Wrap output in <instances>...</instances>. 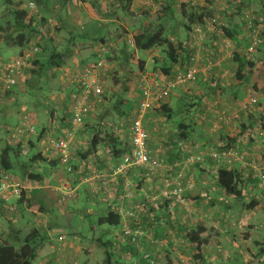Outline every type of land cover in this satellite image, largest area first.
Here are the masks:
<instances>
[{
  "label": "rangeland",
  "instance_id": "rangeland-1",
  "mask_svg": "<svg viewBox=\"0 0 264 264\" xmlns=\"http://www.w3.org/2000/svg\"><path fill=\"white\" fill-rule=\"evenodd\" d=\"M7 1L8 0H0V27H5L8 22L10 24L13 22L11 12L16 8V0H9L14 2L12 4ZM45 1L43 0L41 5H36L37 12L32 13L44 16L47 19V24L42 26L41 31L38 32L39 28L37 25V30L28 31L26 33L27 42L24 48H20L18 45L0 46V61L17 58L20 56V53L25 50L38 49V52L33 53L30 57L27 68L24 71V76L18 82L17 86L11 89H0V152L7 143L8 131L16 125L23 115L28 117L36 133L34 136L27 135L24 137L20 145H23L24 149H20V152L18 150L17 153H11V161L14 169L10 172V177L13 180L19 181L23 186L27 184V182L24 181L25 174L22 175V168L19 164L24 162L29 163V158L39 149V146L31 148L28 144V139L35 138L36 142V138L40 136L43 129H47L46 131H49L50 134L53 119L56 120L57 123L62 124H65V120L68 119V115L64 112L65 107L61 102L63 100H60V95L64 93L63 90L68 86L63 81L64 73L67 71L73 72L80 70L82 68L81 64L87 62L91 55H93V53H98L99 50H103L102 59L105 74L102 78V82L105 85L104 93L106 95V101L100 107H95L91 116L87 118L86 125L79 128H85L88 132V136L82 141H75V146L78 150L76 151L75 149L72 155L74 168H79L83 162L91 159L87 158L86 160H82L79 153L87 149L93 133L98 132L100 137H103L111 133L115 134L114 129L116 128L119 131V135L127 141L131 125L129 121L133 119L134 110L138 103L139 74L141 72L153 71L159 75H165L162 69L166 68L168 65L165 56L166 46L157 47L150 51H136L133 42L134 37L141 32L154 31L156 26L160 24L163 27L162 35L164 39L170 41L174 45L182 44V46H189V49H193L192 57L194 61L191 62V64L189 61L188 67L194 65L195 68L201 72L203 68L202 63L206 61L205 68L208 67L207 70L212 73L214 69H218L221 64L222 66L225 64L222 68L224 71H228L226 83L238 81L237 87L229 86L225 83L221 85L223 86L222 89L219 88L216 81L211 82L210 88L214 89L215 92L209 96L207 88L203 90L207 80L199 76V78L201 77L200 81L176 87L171 91L168 98L162 100L157 106L149 110V112L157 114L156 118L159 119L160 128L167 132L164 137L166 144L160 143L163 147H167V151H177L180 142L185 141L180 134L184 133L187 135L194 124L196 126L201 124L203 125L204 131L206 130L208 138L205 144H199L191 148L186 147L187 149L184 150L180 165L182 169L185 170L187 176L181 178V183L179 182L178 186L176 185L177 187L175 188H181V197L185 191H190L188 186L193 184L192 179H196V177L200 175V166H203L207 161L211 160L208 157H204L203 161L194 162L191 158L199 155L201 152L207 153L215 150V144H217L220 139L218 138V134H216L217 138L213 140L210 134H212V132H217L216 130L219 128H215L214 126H219L222 117H231L229 124L222 129L226 131L223 133L236 134L238 130L240 132L241 129V135H245L244 140H248V145H245L244 149L246 152V167H250V169L256 173V179L260 180L259 187L257 188L264 190V27L261 28L258 36L261 43L254 52L250 53L249 49L252 42V33L246 26V23V34L244 38H242L244 42L241 43L238 42L240 38L238 39L236 36L238 33H234V38L232 40L227 39L221 31L225 24L220 20L217 22L212 16H205L203 23L197 25L190 24V31L185 30L184 27L189 24V20L181 13L182 5L185 6L187 12L190 8L195 6L207 7V9H210L213 5L210 1L217 4V0H171L168 6L171 10L167 12L166 15H163V17L160 16L162 13H165L163 12L164 5L160 4V1L157 0H154L153 3H149L147 0H139V2L136 1L134 4L132 2L133 5L131 4V6L133 9L131 6L125 9V1L117 0L116 3L119 2V9L114 11V13L111 12L113 6L109 8L108 4L104 6L99 2H95L93 3L94 5H91L89 2H80L79 0ZM227 1V3L234 5L238 3L237 0ZM248 10L249 12H254L253 14L256 17H262L264 19V0L252 1ZM110 16H114L115 18L113 23L105 24L100 21V19L109 18ZM197 27L200 28L199 32L195 31ZM186 33H188V38L184 41L181 40V34ZM212 34L217 35V41H210L209 36ZM16 35H18V32L13 36ZM122 50L128 54L134 52V57L126 64L124 62ZM54 53L60 54L63 58L64 64L60 68L48 67V60ZM235 53H239L240 56L244 58L245 62H251L255 65L252 71L245 70L244 73L240 74V76H242L241 82L233 75L234 71L236 72L235 67L233 66L232 70L229 71L230 67L226 65V62L232 61ZM27 54H31V52H27ZM138 60L144 62L142 70L138 68ZM185 68L184 64H181V66L177 65L170 71V74L182 71ZM122 88H127V92H123ZM191 91H200L201 95L205 93L204 98L194 96L195 94H190ZM66 96L67 94L65 97ZM251 99H255L257 102L247 110L249 113H245L247 111L242 109V106ZM217 101L225 105H214L213 103ZM233 105H235L236 108L231 110L230 107ZM162 106L171 109L172 114L170 118H167L165 114L157 111ZM207 106L211 108L208 112H206ZM122 112L129 113V116L125 118L122 116ZM209 112L212 115H209ZM242 117L246 119L245 122L242 121ZM204 119L205 121L202 124L201 121ZM234 120L237 122V126L235 127L233 126ZM207 121H211L210 127L204 124L208 123ZM240 122L242 125H245L246 129L240 127ZM181 124L187 128L180 129L179 126ZM64 128L65 126H61L59 129H56L53 134H59ZM218 131H221V129ZM114 134H112V136H114ZM227 135L228 134L223 135V139L227 137ZM162 138L163 136L160 137V139ZM208 139L210 140L208 141ZM101 146L102 144L98 147L97 153ZM81 147L83 150L79 151ZM107 149L108 148L105 147V149H103L104 151H102L104 154L103 160L111 167L112 165H110V163H116L117 159L115 158V153H117L119 148L114 146L112 149H109L110 151H107ZM228 149H235L237 151L241 149L239 152H244L243 148L237 146ZM23 151L26 153H23ZM160 159L163 160L164 165V159L161 157ZM92 163L93 162L90 164ZM253 164L256 166L253 167ZM216 166H220L219 169L223 167L220 164H216ZM114 167L115 166H112L110 173H113ZM149 173H154V171H149ZM257 173L259 174V178ZM87 174L89 175V173ZM70 175H67L63 170V172L56 177L54 187L58 188L61 181L64 179L71 183L73 180L69 177ZM88 175L82 177L81 180L83 181L84 179H88L87 177L97 176L98 173H90V175ZM75 184L77 183H74V185ZM251 188L244 197L239 199L224 197L227 198V200H235L240 204V208H245V220L250 225H253V227L250 228L252 236L249 249H246L247 245H244V249L236 248V250H234L232 244L227 242V240H222L220 243V248L222 250L217 252L218 254L215 251L217 258L212 263H209L207 259L205 257L202 258L201 253H198L192 246L190 251L185 252L181 250V264H264V253L260 252L261 249L264 251V210H259L256 214H253V208L248 209L246 207V205L254 199V196L260 197L264 202V194L261 195L258 192L252 193L257 188ZM78 192L77 189L76 198L67 199L63 202L64 204H60L59 211H64L65 213L61 216L57 214L55 222L57 225L56 229L53 231L51 237L44 236L46 242L44 241L43 249H41L40 253L37 254V257L31 264H38L42 257L46 258V260L53 259V251L55 248L62 245V243L58 241L59 235L64 237V242L73 244L78 248V251L74 253L75 255L73 257L74 262H76L75 264H105L104 250L99 246H93L91 243L92 239L100 238L99 236L102 231L99 228L94 233L89 230V225L91 222L96 221L97 218H83L85 211L90 207V202H88L89 197L85 195V192L81 194ZM161 196L164 197L163 195ZM29 201L32 202V198H29ZM13 206H10V208L8 206L6 214L0 212V237H6L8 234H12L11 231H18L22 239L33 229L39 230V226L40 228L43 227L44 224L40 223V219H35L33 213L24 210L16 211V209H12ZM218 207L225 209L222 203L219 204ZM19 217H22V219L19 220ZM221 226V228L224 227L228 229L225 223ZM237 229L238 226L234 228V231ZM230 233L231 232H229V235ZM74 234H78L77 239L74 238ZM41 235H45V233L41 231ZM222 237L227 239L228 235L225 234ZM181 239L182 237L179 238V245L184 243ZM163 242L164 241H160L158 244L160 246H166V242ZM238 245H243V243H238ZM85 248L89 249V254L83 252L82 249ZM110 251L111 249H108V253H110ZM111 254H113L114 257L111 261L112 264L124 262L122 259L119 260L121 253L115 254L113 251ZM144 255L146 254H143V256ZM143 256H140L141 259ZM170 263H172L171 260Z\"/></svg>",
  "mask_w": 264,
  "mask_h": 264
},
{
  "label": "crops",
  "instance_id": "crops-1",
  "mask_svg": "<svg viewBox=\"0 0 264 264\" xmlns=\"http://www.w3.org/2000/svg\"><path fill=\"white\" fill-rule=\"evenodd\" d=\"M41 1L43 2V0ZM116 1L117 0H93L94 3L99 2L104 6L108 4L109 8L113 6V9H111L112 13L119 9V2L116 3ZM136 1L139 2V0H133V4ZM147 1L149 3H153L154 0ZM157 1H160V4L164 5L163 12L165 13H162L161 15V17H163V15H166V13L170 12L171 10L168 8L171 0ZM210 2L213 3V5L209 9L212 12L211 16L214 17L217 22L218 20L222 21L228 28V32L232 31L231 35L233 36V38L234 33H238L236 34L238 39L240 38L238 42H244L242 41V38H244L246 32L245 22L244 20H242V15H244L245 10L248 11V9H242L239 12L235 9V5L227 3V0H217V4H215L213 1ZM114 19V16H110L109 18L100 19V21L105 24H111L114 22ZM187 38L188 33L181 34V40L184 41ZM209 38L211 42L218 40L217 35L214 34L209 36ZM238 56H240L239 53ZM240 58L242 57L240 56ZM205 64L206 61L202 63L203 68L201 69V72L198 73V81L201 80V77L199 78V76H202L204 80H207L204 84L203 90L204 88H207L208 95L210 96L215 92L214 89L210 88L211 82L216 81L219 88L222 89L223 86L221 85H224L227 82L226 75L228 71H224L222 67L225 64L223 66L221 64L218 69H214V71L211 73L209 70H207L208 67L205 68ZM226 65L230 67L229 71L232 70L233 66L237 71V63L235 62L234 58L231 62H226ZM245 70L246 69L242 70L240 74L244 73ZM233 75L236 78L235 71ZM236 79L238 80V78ZM230 82L231 83H226V85L237 87L238 81ZM190 94H195L194 96L203 98L205 95V93L201 95L200 91H191ZM60 100L62 99L60 98ZM67 101L69 100L65 99L61 102L64 104ZM213 104L225 105L219 101L214 102ZM69 105L70 104L68 102V104L66 105L67 112L64 111L67 115L69 114ZM234 108H236L235 105L230 107L231 110H234ZM210 109L211 108L207 106L206 112L210 111ZM209 115L212 114L209 112ZM156 116L157 114H155L154 112L148 111L144 118V126L148 133L147 147L154 156L164 159V165L154 171V173H149V171L145 168H133L129 170V173L126 176L122 177L120 175H115L114 169L120 162L121 157L116 160V163H110V165L115 166L113 169V173H110L112 170V166L109 167L103 160V149H105L106 147L108 148L107 151H110L109 149H112L114 146H117V148L120 149V147L122 148L126 145H128V149H130V132L128 133L126 141L124 140V138H122L121 135H119L118 129L115 128V134L111 137L110 142H108V144H102L99 152L95 157H91L90 160L83 162L79 166V168L75 169V171L69 176L73 180L71 182L73 186H76V188L78 189V193L81 194L82 192H85V195L89 197L88 202H90V207L85 211L83 218L94 217L96 219L99 216L108 213H113L120 217V223L117 227H110L107 225L97 226L96 221L91 222V224L89 225V230L92 233L97 231L98 228L102 231L99 239H92L91 243L93 244V246L95 245L101 247L105 253H108V249H111L110 253H108V264H112L111 261L114 257L111 252L113 253V251L115 254L121 253L119 260L122 259L124 261L116 264H147V262L142 261L140 257L141 255L143 256V254L147 253L157 264H181V250L187 252L190 251L191 247L193 246L187 241L186 234L191 231H196L198 229L197 227L201 226L204 229V232H202V234L200 235V239L202 240L200 253L202 255V258L205 257L209 263H212L217 258V252H220V250H222L220 248V243L222 242V240H227V242L232 244V248H234V250H236V248L244 249V245H247L246 249H249L250 239L252 236L250 228L253 227V225H250L245 220V208H240V204L235 200H227V198H224L225 196L218 187L217 179L215 176V173L220 166H216L213 161L209 160L203 166H200V175L197 176L196 179H192L193 184L191 186H188L190 188V191H185L182 197L181 194L178 196L172 194L175 187L178 186V183H181V178H185L187 176V174H185V170L182 169L180 165L184 150L187 149L186 147L191 148L199 144H205L207 141L208 137L206 134V130L204 131V128L202 127L203 125L200 124L196 126L194 124L189 133L185 135L187 139L185 138V141L180 142V144L178 145L177 151H167V147H163L162 145L163 143H165L164 137L167 132L163 131L160 128L159 119L156 118ZM245 120L246 119L242 117V121L245 122ZM204 121L205 119L201 121V123L203 124ZM86 122L82 125L83 127L86 125ZM207 122L208 123L204 124L210 127L211 121ZM239 124L241 128L245 127V125H242L241 122ZM61 126H65V128L60 131L59 134H53V132L56 129H59ZM70 126V115H68V119L65 120V124L57 123V121L53 119L51 132L49 134V131H46V134L52 137L62 135V133L64 134L70 131ZM214 127H218L219 129L216 130L217 132H212V134H210L211 138L214 140L215 138H217L216 134H218V138L220 139L219 142L215 144L214 148L219 147L223 144L229 145L228 143H226V141H229V139H231L230 143H232L231 148L237 146L243 148L244 151L245 145H248V140H244L245 135H241V129L240 132L238 130L236 134H233L223 133L226 132L225 129L222 130L223 128H220L219 126L215 125ZM220 129L221 131H218ZM225 134L228 135L223 140L222 136ZM87 136L88 132L85 130V128H78L73 133L70 143L72 155L75 149L76 151L78 150L75 146V141H82ZM161 136H163L162 139H160ZM30 140H32V142L35 141L33 138H31ZM209 140L210 139H208V141ZM22 149H24V147ZM160 149L162 150V152ZM41 150L42 148L39 147L38 152H40ZM80 150H83V148L81 147L79 151ZM24 152L25 151H23V153ZM241 153L245 154L246 152L244 151ZM44 157H48L47 159H49V161H55V163H57L55 165L52 164V162L38 164L29 161V163L24 162L19 165H21L20 167L22 168V175L25 174L24 181L27 182L26 185L24 184L25 198L28 200L29 198H32V203L37 204L41 207H45L46 209V212L43 213L33 212L34 218L37 220L40 219V223L44 224L42 228H40L39 226L38 231L40 233L41 231H43L45 233V235L43 236L45 237H51L53 231L57 227V225L55 224L57 214L61 216L65 213L64 211H59L60 204L62 203L58 202L59 193L54 187L56 177H58V174L63 172V169L59 165L54 153H45ZM91 162L93 163L90 164ZM246 165L247 164H236L232 167L243 173V197L247 194L248 190L252 186L257 188L260 184V180L256 179V173H254V171L250 169V167H246ZM255 166L256 165L253 164V167ZM30 172L33 173L35 179H29L28 175H30ZM87 173H89V175L90 173H98V175L87 177L88 179H91L84 182V180L82 181L81 178L86 177L88 175ZM74 183L77 184L74 185ZM257 189L252 193L258 192L261 195L264 194V190ZM161 195H163L164 197H162ZM165 195L168 196L165 197ZM257 199L259 200L260 204L259 206L253 208V214H256V212L259 210H264V202L260 197L257 196H254V199L248 205H246V207L249 209V206L252 205V202ZM17 202V199L11 198L7 203H1L0 212L6 214L8 206L10 208V206L13 205L15 206H13L12 209H16V211L20 210V205ZM221 203L222 205L224 204L225 209L218 207V205ZM21 219L22 217L19 220ZM223 223L228 226V229H225L224 227L221 228V225H223ZM237 226L238 229L234 231V228H236ZM239 227L241 230L239 229ZM125 228H129L132 231H139L141 233L140 237L136 238V241H133L131 238L124 236L123 230ZM229 232H231L230 235ZM225 234L228 235L227 239H224L222 237ZM181 237L183 239H181V241H183L184 243H182V245H179V238ZM74 238L77 239L78 234H74ZM64 240V237L59 235L58 241L61 242L62 245L55 248V250L53 249V259L46 260V258L42 257L40 258L38 264H75L76 262H74L73 257L75 255L74 253L78 251V248H76L73 244L64 242ZM160 241L166 242L167 245L160 246L158 244L160 243ZM238 243H243V245L239 246ZM42 247L40 248L38 253H40L41 249H43ZM82 250L87 254H89L90 252L89 249L86 248ZM215 251L217 254L215 253ZM169 258L172 263H170Z\"/></svg>",
  "mask_w": 264,
  "mask_h": 264
},
{
  "label": "built area",
  "instance_id": "built-area-1",
  "mask_svg": "<svg viewBox=\"0 0 264 264\" xmlns=\"http://www.w3.org/2000/svg\"><path fill=\"white\" fill-rule=\"evenodd\" d=\"M21 8L31 13L37 12L36 4L32 0H24ZM246 19L249 22L248 28L252 33V42L249 49V52L252 53L261 43L258 36L261 28L264 27V19L262 17L257 19L249 13L246 14ZM195 31L199 32L200 28L197 27ZM32 51L33 54L38 52V49L34 48ZM30 57L31 54H27L24 51L23 56L20 55L17 58L0 61V89H11L17 86L18 82L24 76V71L27 68ZM102 57L103 50H99L95 61L86 63L78 71H67L64 73L63 81L68 86L63 90L64 93L60 95V98L62 100L69 99L70 131L54 137L46 134L37 143L43 152L48 154L54 153L59 165L67 175L73 172L70 148L73 133L91 116L96 104L101 102L104 93L102 78L105 71ZM193 61L194 58L192 57L190 64ZM198 73L199 71L193 65L176 72L171 78L159 75L153 71L141 72L139 74L138 90L140 100L134 111V117L130 125V149L116 165L114 169L115 175L126 176L128 171L133 168H145L152 172L163 166V160L154 156L147 147L148 133L144 126L145 115L162 100L166 99L176 87L194 83ZM66 94L68 95L65 97ZM256 102L255 99H251L242 106V109L246 110L256 104ZM220 120L226 123L229 118L222 117ZM35 134V129L30 124L28 117L23 115L16 125L8 131V138L17 141L27 135L34 136ZM204 157H208L216 164H220L226 168H232L236 164L245 165V154L235 149L214 150L207 153L201 152L199 155L191 158V160L199 162L203 161ZM88 180L84 179V182ZM56 190L59 193V203H63L67 199L76 198L77 188L73 187L68 180H62ZM23 191L24 186L22 183L13 180L7 174H2L0 177V204L7 203L11 198L19 199ZM172 194L175 196L180 195L181 188H175ZM167 196L165 195V197ZM123 234L133 241L141 235L139 231H132L129 228H125ZM143 258L149 264H157L148 254L144 255Z\"/></svg>",
  "mask_w": 264,
  "mask_h": 264
},
{
  "label": "trees",
  "instance_id": "trees-1",
  "mask_svg": "<svg viewBox=\"0 0 264 264\" xmlns=\"http://www.w3.org/2000/svg\"><path fill=\"white\" fill-rule=\"evenodd\" d=\"M35 2L36 5H41L42 1L41 0H32ZM80 2H89L90 4H93V0H79ZM125 4L124 7L125 9H128L133 0H124ZM254 0H237V4H235V9L240 12L242 9H249L250 3H252ZM8 3L12 4L14 3L13 1H7ZM24 2V0H16V8L11 12L12 15V24L9 22L5 27H0V46L5 45V46H16L18 45L20 48H24V45L27 42L26 38V33L28 31L32 30H37L38 32L41 31L42 26H45L47 24V19L44 16L41 15H35L27 10H24L21 8V4ZM209 4V3H208ZM94 5V4H93ZM211 5V4H210ZM123 6V5H122ZM190 10V11H189ZM187 12L185 9V6L182 5V13L184 16L187 17L189 20V24L186 25L184 28L187 31H190V24H199L203 23V20L205 16H211L212 12L207 9V7H200V6H195L193 8H190ZM100 12V11H98ZM257 12V11H256ZM260 12V11H258ZM250 14L252 16H255L253 13L254 12H249L245 10L244 15H242V20L246 23V26L248 27L249 22L246 19V14ZM263 14V13H262ZM105 16V15H104ZM102 16V17H104ZM108 16V15H107ZM161 17V16H160ZM256 17V16H255ZM39 18V19H37ZM257 19L259 17H256ZM254 23V22H253ZM40 24V25H39ZM255 24V23H254ZM37 25V27H36ZM102 28V27H101ZM249 29V28H248ZM221 31L225 35L227 39L232 40L233 36L231 35V32H228V28L224 26ZM18 32V35L13 36L15 33ZM43 33V32H42ZM163 27L162 25L158 24L156 26V29L152 32H141L134 37V48L136 51H150L154 50L157 47H163L166 46V60L168 62V65L166 68H163L162 71L165 73L164 76L167 77H173V75L176 73H171L172 69L181 64H184L185 67L187 68L189 65V61L193 56V49H189V46H182V44L174 45L170 41L166 40L163 38ZM102 41V39H101ZM33 50V49H32ZM32 50L26 51V52H31L32 56ZM123 51V50H122ZM23 52L20 53L21 56H23ZM124 56V62L125 64L134 57V52L131 54L125 53L124 51L122 52ZM97 58V53H93L91 55L90 59L87 60V62H93ZM234 60L237 63V71H236V78L238 80H241L242 77L240 76V72L242 70H253L255 68L254 63L251 62H245L244 59L240 58L238 56V53L234 54ZM87 62L82 63L81 67H84ZM143 61L138 60L137 65L140 70L143 68ZM64 64L63 58L60 54L54 53L50 56L48 60V67L50 68H60ZM250 71V72H251ZM198 79V74H197V79L195 82H197ZM194 82V83H195ZM105 85L103 86L104 90ZM127 88H122L123 92H127ZM139 91V90H138ZM68 92V91H67ZM69 94V93H68ZM67 94V95H68ZM170 95V94H169ZM169 97V96H168ZM167 97V98H168ZM68 99V98H67ZM69 100V99H68ZM140 100V95L138 94V102ZM106 101V95L103 93L101 102L96 104V107H100L103 105V103ZM69 101L65 102L63 105L65 107V112H67V104ZM137 106V105H136ZM254 106V105H253ZM252 107V106H251ZM249 107V108H251ZM137 108V107H136ZM248 108V109H249ZM246 109L245 111H247ZM157 111L163 113L166 115L167 118H170L172 111L171 109H168L165 106H162L159 108ZM249 113V111L245 112ZM119 114V113H118ZM238 114V113H237ZM69 115V114H68ZM121 115V113H120ZM122 116L127 118L129 116V113H123ZM229 120L228 122L221 121L219 123L220 128H224L227 126L231 120V117H228ZM130 120L129 122H131ZM233 126H237V122L234 120ZM71 128V126H70ZM181 129H186L187 127L183 126L182 124L179 126ZM242 129H246V127H242ZM46 130L43 129L40 133V136L37 139V141L32 142L30 140L31 138L28 139V144L31 148L37 147V143L41 137L46 135ZM111 133L109 135H105L103 137H100V135L97 133H93L91 138H90V143L85 151H82L79 153V156L81 157L82 160H86L87 158L95 157L98 151V147L101 144H106L110 142V139L112 137ZM182 139H187L184 133L180 134ZM24 138H21L19 140H11L8 138L6 140V144L4 145V148L0 152V177L2 174H7L10 176V172L14 169L13 163L11 161V153L15 152L17 153L18 150L20 152V149H22V146L20 144L22 143L21 141ZM223 139V138H222ZM35 140V138H34ZM224 140V139H223ZM229 141H226L229 145H221L219 147H216L215 150H223V149H228L231 148L232 143ZM35 143V144H34ZM127 144V143H126ZM120 147V146H119ZM129 152L128 145L123 146L122 148L115 153L116 159L118 160L120 157L122 158L123 155ZM152 153V152H151ZM45 153L41 150L40 152H36L33 157H30L28 161H31L33 163H49L52 162V164H56L55 161H49L47 159L48 157H44ZM120 158V159H121ZM21 164V163H20ZM131 170V169H130ZM75 171L74 165H73V172ZM72 172V173H73ZM71 173V174H72ZM129 173V171H128ZM127 173V174H128ZM70 175V174H69ZM121 176V175H120ZM29 179H35L34 175L32 172H30V175H28ZM123 177V176H122ZM216 179H217V184L224 196L226 197H231L235 199H239L243 197V173H241L239 170L234 169V168H226L222 167L217 170L216 172ZM20 205V211H28V212H46L45 207H41L37 204L32 203L28 199L25 198L24 191L21 194V197L18 199L17 202ZM260 202L259 200H255L252 202V205L249 206V208H255L259 206ZM120 223V217L116 214L113 213H108L104 214L102 216H99L96 219V225L97 226H102V225H107L110 227H117ZM198 229L196 231H191L186 234V239L189 242V244L193 245L195 250L199 253L200 252V246L202 245V240L200 239V235L202 232H204L203 228L201 226L197 227ZM12 234H8L6 237H0V264H31L33 260L37 257V254L44 244L45 237L41 235V233L37 229H33L28 235L24 236L22 239L20 235L18 234V231H11ZM136 241V240H135ZM18 245V246H17ZM261 253H264V251L261 249ZM149 255V254H148ZM263 255V254H262ZM150 256V255H149ZM151 258V256H150ZM142 261H146L144 258H142ZM147 262V261H146ZM105 264L109 263V255L108 253H105ZM147 264H149L147 262Z\"/></svg>",
  "mask_w": 264,
  "mask_h": 264
}]
</instances>
